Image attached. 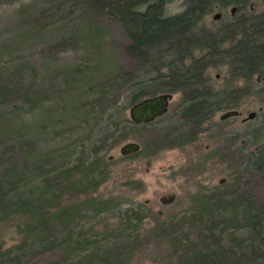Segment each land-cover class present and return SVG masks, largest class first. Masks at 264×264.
<instances>
[{"label":"rangeland","instance_id":"rangeland-1","mask_svg":"<svg viewBox=\"0 0 264 264\" xmlns=\"http://www.w3.org/2000/svg\"><path fill=\"white\" fill-rule=\"evenodd\" d=\"M261 1L252 0L255 11L263 8ZM184 5L185 0H166L165 12L177 13ZM219 25L208 13L197 28L214 31ZM128 42L119 21L92 11L81 0H0V82L7 90L19 82L26 87L32 81L38 86L34 92L44 95L49 108H57L59 100H69L72 91H83L77 82H68L75 67L99 80L111 69L133 75L136 61L124 51ZM225 68L209 72L216 87L224 82ZM136 73L139 78L151 75ZM22 92L0 91V110L10 117L6 121L9 125L19 116L30 115L25 110L29 106H17L21 105ZM129 94L123 90L115 105L100 115L98 108H76L63 119L56 118L53 123L49 119V128L44 129L39 143L29 148L35 153L56 149L64 160L61 163L81 157L86 161L100 158L110 165L97 188L89 181L85 193L69 191L63 195V203L82 207L72 233L83 232L89 238L87 247L62 254L58 249L66 240L54 231L52 237L40 240L39 248L36 242L25 251L21 264H76L87 250L95 248L93 264H108L103 257L108 249L121 256L119 264H177L184 249L182 238L196 241L207 225L224 227V222L215 218L228 199L246 197L253 203H264L263 173L244 164L250 144L256 141L248 133H257L256 143H264V101L249 97L238 108L239 115L221 119V111H217L191 132L180 116V93L174 92L165 113L151 124L123 127L125 138L116 141L118 132L106 128L108 116L117 110L121 117L129 118ZM252 111L253 117L247 118ZM127 142L138 143L135 152L141 153L123 158L120 148ZM48 165L46 159L43 169ZM212 195L222 197L224 204L202 207V199ZM105 198H111L110 207L97 212V199ZM202 210L207 221L199 219ZM29 220L20 212L0 221V248L23 240L27 231L23 226ZM49 245L55 247L50 254ZM7 259L4 256L3 261Z\"/></svg>","mask_w":264,"mask_h":264},{"label":"trees","instance_id":"trees-1","mask_svg":"<svg viewBox=\"0 0 264 264\" xmlns=\"http://www.w3.org/2000/svg\"><path fill=\"white\" fill-rule=\"evenodd\" d=\"M81 1L92 11L122 24L129 40L124 51L135 59L136 67L131 71L133 75L111 69L102 80L92 79L84 69L73 68L68 82H77L83 91H72V96L67 97L69 100L56 102L57 108H49L44 95L34 92L38 86L32 81L26 87L19 82L7 90L0 82V91L5 89L7 94L11 90H23L22 99H19L21 105L13 102V106H29L25 110L30 112L29 116L18 115L16 122L9 125L6 121L10 117L0 110V221L9 220L20 212L30 219L24 223L23 229L27 231L23 240L0 248V264H21L24 252L36 242L39 248L40 240L52 237L54 231L60 232L66 240L58 249L62 254L80 251L88 245L89 238L83 232L72 233L77 228V215L82 207L77 203H63V195L69 191L85 193L89 181H93L92 188H97L109 173L110 164L100 158L86 161L81 157L72 163H61L64 160L57 155L56 149L46 153L30 150L31 145L39 143L44 129L49 128V119L52 123L56 118L63 119L64 114L73 113L76 108L99 109L96 113L100 115L115 105L123 90L130 91L131 103L160 92H179L180 116L193 132L194 128L210 121L217 111L238 109L249 97L264 101L263 84L256 81L259 74H264L263 21L246 19L242 27L215 32L197 28L198 22L211 10L210 0H185L183 9L174 14H166V0ZM248 2L245 0L246 4ZM222 66L226 67L222 76L224 82L216 87L209 72ZM137 71L151 75L139 78ZM108 118L106 128L118 132L116 141L125 138L123 127L153 123V120L135 123L128 117H121L117 110ZM248 134L256 141L250 144L244 164L264 175V143H256L257 133ZM139 153L141 150L122 157ZM46 159L49 165L43 169ZM215 196H205L202 207L210 208L212 203L224 202L222 197ZM97 201V212L110 207L111 198ZM222 208L214 218L223 221L224 227L207 225L196 241L182 238L184 249L177 264L264 263V203H253L246 197L232 198ZM205 212H198L201 221L206 220ZM54 249L49 245V254ZM96 253V248L87 250L76 264H93ZM4 256L7 261H3ZM103 257L108 264H119L121 258L112 249L106 250Z\"/></svg>","mask_w":264,"mask_h":264},{"label":"flooded vegetation","instance_id":"flooded-vegetation-1","mask_svg":"<svg viewBox=\"0 0 264 264\" xmlns=\"http://www.w3.org/2000/svg\"><path fill=\"white\" fill-rule=\"evenodd\" d=\"M210 3L211 10L208 13H212L214 22L220 23L214 29L215 32L242 27L246 19H256L264 22V6L260 11H255L252 0H249L248 4L245 3V0H210ZM261 4L264 5V0L261 1ZM256 81L263 84L264 87V74L262 76L259 74Z\"/></svg>","mask_w":264,"mask_h":264},{"label":"water","instance_id":"water-1","mask_svg":"<svg viewBox=\"0 0 264 264\" xmlns=\"http://www.w3.org/2000/svg\"><path fill=\"white\" fill-rule=\"evenodd\" d=\"M172 94L170 92H160L153 95L145 96L138 101L132 103L129 108V118L135 123L149 122L154 118L162 115L168 109L169 100ZM238 109H226L221 111L220 118L224 119L229 116L238 115ZM255 113H248L247 118H252ZM139 149V144L136 142L124 143L120 151L122 154L135 152Z\"/></svg>","mask_w":264,"mask_h":264}]
</instances>
